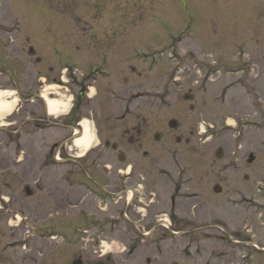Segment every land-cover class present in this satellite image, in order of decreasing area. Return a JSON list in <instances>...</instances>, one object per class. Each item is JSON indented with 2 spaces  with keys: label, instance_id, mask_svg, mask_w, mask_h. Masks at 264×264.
I'll use <instances>...</instances> for the list:
<instances>
[{
  "label": "rangeland",
  "instance_id": "obj_1",
  "mask_svg": "<svg viewBox=\"0 0 264 264\" xmlns=\"http://www.w3.org/2000/svg\"><path fill=\"white\" fill-rule=\"evenodd\" d=\"M207 1L0 0V215L15 207L18 216L0 218L7 264H19L20 255L24 264L79 257L83 264H264V132L254 129L264 126V111L254 115L253 97L236 92L222 105L212 99L215 85L203 94L180 68L190 52L199 62L215 56L200 35L207 31L215 41L218 29L232 25ZM233 1L229 12L240 2ZM106 58L104 79L82 77ZM256 86L264 105V82ZM37 94L67 109L46 114ZM24 118L23 130L10 134ZM83 119L92 139L81 151L73 143L78 130L61 127ZM105 140L119 146L116 152ZM104 155L114 156L110 168L120 169L123 157L137 162L144 179L134 208L105 204L81 187L83 160ZM102 176L108 184L109 174ZM25 187L37 195L26 196ZM38 188L60 189L62 207ZM25 213L38 222L60 217L63 227H37L39 238L19 219Z\"/></svg>",
  "mask_w": 264,
  "mask_h": 264
},
{
  "label": "flooded vegetation",
  "instance_id": "obj_2",
  "mask_svg": "<svg viewBox=\"0 0 264 264\" xmlns=\"http://www.w3.org/2000/svg\"><path fill=\"white\" fill-rule=\"evenodd\" d=\"M208 1L209 4L211 3L214 7L218 6L216 15H219L226 19H230L232 21V25L229 26V30L221 28L218 29V33L216 35L217 39L215 41L212 37H209V33L207 31L203 35H200L201 43L203 45H208L210 47L216 48V53L214 54L215 56L211 55L209 59H203V63L192 59V55L190 52V54H188L187 56L186 63L184 62L183 65H180V68L183 67L187 71L185 72L186 76L187 74H189L198 79L196 84L198 86L197 89L200 90L203 94H208L211 87L215 85L217 92L215 98L212 99L219 100L220 103H222V105L224 106L227 105L226 103L229 97L232 96L231 94L234 92L241 95L243 98L246 97L249 99V97L252 96L253 98L250 99L249 103L251 109L253 110L252 113L254 115H261L263 114L262 111H264V105L261 104L262 94L256 89V82H264V0H239L240 2H238V4H236L232 8V10H234L233 12H229L226 10V8H229V5H233V0H224V2H220L219 0ZM192 20V16L189 14V20L187 22L188 26L186 27L187 34L192 33ZM171 51L173 54L174 49H171ZM121 62L125 63V60L121 59L120 63ZM109 65L111 66L110 59L106 58V60L103 61L102 65L100 66L92 65L86 67L87 73L85 75H82V77L89 76V74L92 75V73H98L99 75L96 76L102 77V79H104L106 74H108L106 71L108 68H110ZM173 73L174 75L172 76L177 77L178 73ZM82 77L78 78L77 81L80 82ZM89 89L90 88H88L87 90ZM81 93L82 89L79 91L78 95ZM190 98H192L191 93L185 96V99L187 100H190ZM76 124H78V122H76L75 125ZM132 129H126L125 134H127ZM254 129L257 130V132H264V126L259 129L254 127ZM104 142L103 145L106 148L111 149L113 145L116 147V149L119 147L115 143L110 144L109 142L108 145H105ZM258 147L260 148L259 150H263L264 143L259 142ZM113 152H116V150H113ZM113 158L114 156L112 155L97 157L95 156L87 159L85 158L83 161L86 162V166L84 167L82 163L81 166H79L82 167V171L79 168V171L81 172L78 171L77 173V175L82 173L86 177V179L82 181L80 185L89 193L95 196H99L102 200H105V204H107V202L113 203L117 205V207L120 206L121 210L128 207L134 208V201H140L139 188L140 183L144 178L141 176V173L138 172V168H136L137 162L134 160L130 161L128 159H124V157L123 162H121L122 165L120 169H117V167L115 168L114 165V170H112L113 168L107 167V162L111 163V160H113ZM77 159H81V157H78ZM88 159L89 161H87ZM250 159L253 160L254 156L250 155ZM101 172L105 176L109 174V177L106 178L108 179V184L101 183V179H103L101 178L103 177ZM113 183L115 184V187ZM259 183L263 187L262 192L264 193V180H260ZM259 183L255 184L254 186L256 192L260 191L261 189ZM37 191L42 196H51L55 198V209L59 210L62 207L63 193L60 191V189L38 188ZM24 193L29 197L37 195L31 189H29L28 191H24ZM128 194L131 195V197L133 196L131 198V201H128L127 199ZM259 197L264 198V194H259ZM239 201V205H245V202L242 200V198H240ZM128 204L129 206L127 207ZM258 207L261 208L262 211H264V203H258ZM7 209L8 214L0 215V218H4L6 216L9 218L11 216L15 219L18 218V216L14 214V212L17 211L15 207H10ZM39 209L40 208H38V210ZM55 215L57 216V213H55ZM19 219H21V222L25 227L29 229L31 234H34L38 231L37 227L47 226L48 222H50L51 226L53 227L62 226V218L60 217H55L54 219L51 218V220L47 219L38 222L33 221L28 216V214L25 213V215L22 218L19 217ZM38 233L40 235L41 231L39 230ZM153 234L154 231L149 234L150 237ZM39 238H42V236L40 235ZM19 246L20 245H10L9 248L15 251V249L19 250ZM18 254L21 253L19 252ZM2 258L0 257V264H7V262L11 260L8 256L3 259ZM26 258H23V256L20 255L19 264H24L23 262H26ZM78 260L80 261V264H83L80 257L78 258ZM146 260L149 261V259ZM94 264H110V262L106 260L99 261Z\"/></svg>",
  "mask_w": 264,
  "mask_h": 264
},
{
  "label": "bare ground",
  "instance_id": "obj_3",
  "mask_svg": "<svg viewBox=\"0 0 264 264\" xmlns=\"http://www.w3.org/2000/svg\"><path fill=\"white\" fill-rule=\"evenodd\" d=\"M43 98L45 100L48 113L50 114L58 113L60 109L62 110V112H64L67 109L68 103L64 101L49 98L45 95L43 96ZM80 126L82 127V135L75 137L73 143H74V147H77L81 149V151H84L90 146L92 134L89 131V125L86 119L80 121Z\"/></svg>",
  "mask_w": 264,
  "mask_h": 264
},
{
  "label": "water",
  "instance_id": "obj_4",
  "mask_svg": "<svg viewBox=\"0 0 264 264\" xmlns=\"http://www.w3.org/2000/svg\"><path fill=\"white\" fill-rule=\"evenodd\" d=\"M169 125L171 126V127H175V125H176V122L174 121V120H171L170 122H169ZM28 191V190H27ZM29 193V192H28Z\"/></svg>",
  "mask_w": 264,
  "mask_h": 264
}]
</instances>
